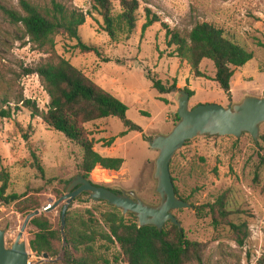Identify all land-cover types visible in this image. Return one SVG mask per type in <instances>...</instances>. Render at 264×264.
I'll list each match as a JSON object with an SVG mask.
<instances>
[{"label":"rangeland","instance_id":"obj_1","mask_svg":"<svg viewBox=\"0 0 264 264\" xmlns=\"http://www.w3.org/2000/svg\"><path fill=\"white\" fill-rule=\"evenodd\" d=\"M120 1L112 0L117 10H120ZM138 1L136 31L129 40L122 38L115 42L104 31L102 19L94 13L90 0H71L76 8L91 13L80 33L83 41L97 46L102 55L82 54L74 47L75 41L60 36L56 38L55 50L124 102L129 108L128 118L144 131L120 137L125 127L117 118L87 124L97 152L125 160L119 172L96 168L91 181L117 192H134L146 203L158 205L160 197L156 193L154 175L159 152L150 147L149 140L170 134L177 124L180 97L177 90L195 92L190 99L191 109L207 104L229 107L247 96L264 97V0ZM5 8H18V0H0V173L9 175L7 195L37 198L39 210L61 230L63 204L50 212L44 209L64 196L68 185L80 176L82 152L64 134L49 128L41 118H33L30 109L17 104L23 97L34 102L41 111H47L50 98L40 78L26 76L25 70L49 55L36 51L28 43L23 29L12 25L6 17ZM148 8L160 17L161 23L142 35ZM203 22L224 29L254 54L247 65L236 70L232 79V101L214 81L216 70L212 61H203L201 69L205 77L196 78L187 61L171 57L174 49L168 47L165 26L185 34ZM148 74L164 83L176 79L177 89L161 95L153 89ZM4 100L9 102L6 104ZM3 111H9L10 116L4 117ZM260 156L264 157V124L258 141L247 133L240 138L198 137L173 158L170 171L179 197L192 205L173 214L189 240L207 244L203 262L194 264H264V192L260 183L264 179V167L260 165ZM257 173L258 183L255 182ZM224 195L228 196L229 209L233 212L230 221L248 225L249 237L243 246L237 243L229 226L215 227L211 216L197 215V207L213 204ZM108 209L87 196L73 201L69 208L78 220L87 219L89 210L100 219L101 212ZM26 217L17 212L14 204L0 203V229L7 230L8 244L15 242ZM35 232L31 225L24 232L23 240L28 247ZM100 246L104 249H99ZM96 247L100 256L115 264L114 258L120 250L117 245L99 240ZM28 250L32 255L30 264L67 262L68 248L64 243L61 253L50 258L51 261H43V256L38 257Z\"/></svg>","mask_w":264,"mask_h":264},{"label":"trees","instance_id":"obj_2","mask_svg":"<svg viewBox=\"0 0 264 264\" xmlns=\"http://www.w3.org/2000/svg\"><path fill=\"white\" fill-rule=\"evenodd\" d=\"M90 1L94 13L102 19L104 31L113 41L118 42L122 38L129 40L132 37L139 22L138 0H121L120 10H117L112 0ZM4 13L12 25L23 29L25 37L29 39L28 43L36 51L49 55L35 67L25 70L26 76L37 75L40 78L50 98L47 111H41L34 102L23 97L18 99L17 104L30 109L33 118H41L49 128L64 134L81 149L79 171L84 178L92 182L91 174L96 168L119 172L125 160L106 157L97 152L86 125L103 119L117 118L125 127L120 137H125L130 132L143 134V128L128 118L129 108L124 102L88 77L69 60L59 56L55 50L56 38L60 36L75 41L74 47L82 54L93 53L101 57V50L95 45L85 43L80 33L91 13L76 8L71 0H18V8H5ZM157 23H161L160 17L151 9H146L142 35ZM165 28L168 47L174 49L171 57L187 61L196 78L205 77L201 69L203 61H212L216 70L214 81L232 101V79L236 70L247 65L254 58V54L240 45L224 29L209 22L197 23L185 34L170 30L167 26ZM105 61L110 62L107 59ZM147 78L151 81L153 89L161 95L170 94L177 89L176 79L172 83H164L150 74ZM185 91L191 98L195 95L192 90L185 89ZM4 102L7 104L9 101L4 100ZM1 114L4 117L10 116L9 111H3ZM176 117V123H179L178 113ZM26 138L29 139V136ZM260 165L264 167L263 156H260ZM258 175L257 173L255 177L256 183L259 181ZM0 182L2 183L0 203L14 204L17 212L24 216L40 209V202L35 197L23 199L24 196L18 194L7 195L9 190L7 173H0ZM173 182L175 184V179ZM260 183L264 192V179ZM94 185L101 187L98 184ZM175 189L179 197L176 186ZM113 192L121 194V192ZM83 196L89 197L84 193L75 200ZM98 203L105 204L109 208L101 212L100 219L95 217L93 210L88 211L87 219L80 220L71 210L68 211L65 230L68 248L65 252L66 264H100L101 262L111 264L99 255L96 247L99 240L119 247V254L114 258L115 264L203 262L207 244L189 240L185 232L180 231L172 223H167L162 232L153 226L140 228L135 214L129 213L124 216L120 209L109 205L106 201ZM229 205V198L224 195L213 204L197 207V215L211 216L215 227L229 226L237 243L243 246L249 237L248 225L234 224L230 221L233 212L229 209ZM30 225L36 229L30 241L31 250L38 257L48 254L50 258H56L63 248L61 230L55 228L44 213L32 219ZM99 249H104V246H100Z\"/></svg>","mask_w":264,"mask_h":264},{"label":"water","instance_id":"obj_3","mask_svg":"<svg viewBox=\"0 0 264 264\" xmlns=\"http://www.w3.org/2000/svg\"><path fill=\"white\" fill-rule=\"evenodd\" d=\"M178 116L177 123L168 135H157L149 140L150 147L159 152L156 160L154 178L157 181L156 193L160 197L158 205H150L138 197L134 192L122 191L116 194L108 188L97 187L82 175L77 176L69 185L66 194L53 206L44 209L50 212L63 204L61 213V233L66 245L65 229L67 213L73 201L80 195L87 193L90 199L98 203L106 201L109 205L120 209L124 216L135 214L140 228L153 226L160 232L167 223H172L182 230V224L174 216L173 211L191 208L192 205L180 199L176 194L175 184L170 171V165L175 155L183 149L187 142L198 137H228L240 138L249 134L258 141L261 126L264 124V97L247 96L242 102L223 107L216 104L199 105L190 108V94L185 90H177ZM42 214L36 210L29 214L22 226L15 242H6L7 230L0 229V264H30L32 255L28 244L23 240L24 232L35 217ZM48 254L43 255V261H49ZM51 261V260H50ZM57 260L53 262H57Z\"/></svg>","mask_w":264,"mask_h":264},{"label":"crops","instance_id":"obj_4","mask_svg":"<svg viewBox=\"0 0 264 264\" xmlns=\"http://www.w3.org/2000/svg\"><path fill=\"white\" fill-rule=\"evenodd\" d=\"M100 86H102L103 88L105 87V86H103L102 84H100L99 83V81H97L96 79H94ZM104 89H106V88H104ZM107 90V89H106ZM194 92V91H193ZM107 157V156H106ZM115 158H118V157H115Z\"/></svg>","mask_w":264,"mask_h":264},{"label":"flooded vegetation","instance_id":"obj_5","mask_svg":"<svg viewBox=\"0 0 264 264\" xmlns=\"http://www.w3.org/2000/svg\"><path fill=\"white\" fill-rule=\"evenodd\" d=\"M114 191V190H113ZM122 193V192H121Z\"/></svg>","mask_w":264,"mask_h":264}]
</instances>
